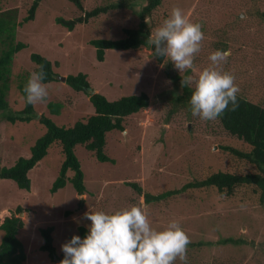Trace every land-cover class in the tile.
Returning <instances> with one entry per match:
<instances>
[{"label": "rangeland", "instance_id": "obj_1", "mask_svg": "<svg viewBox=\"0 0 264 264\" xmlns=\"http://www.w3.org/2000/svg\"><path fill=\"white\" fill-rule=\"evenodd\" d=\"M85 11L120 3L119 0H81ZM135 2V1H134ZM131 4V3H129ZM138 5L110 10L78 24L72 31L56 23L57 18L75 20L83 15L69 0H44L35 20L17 28V42L28 45L15 55L11 90L8 95L11 109H24L20 86L27 83L36 65L33 53L54 63L58 82L45 84L48 96L36 102L35 119L30 123L0 124V167H12L20 157L31 155V148L46 133L39 117L46 114L58 126L73 127L95 113L88 96L76 92L61 81V77L85 73L95 93L109 100L125 95L147 93L150 106L140 115L125 120L126 130L108 134L106 153L116 163H100L84 146L76 148L85 178L86 193L78 195L71 184L56 194L51 193L63 156L57 145L49 149L39 168L32 171V188L19 189L14 182L0 185V225L6 217L16 215L25 221L18 237L24 245L26 260L22 264H58L41 250L45 244L42 230L53 228L52 237L58 255L64 254L62 245L73 234L81 235V228L91 223L88 211L108 213L133 205L147 211L152 227L163 230L170 220H178L193 245L187 247V264H264V204L253 188L239 189L235 196L225 197L209 188L190 190L160 202L147 204L145 193L160 195L181 189L213 172L246 174L250 164L222 146H240L226 134L214 119L205 120L193 115L187 107L176 103L177 88L168 75L166 55L158 63L152 50H107L105 60H97L93 39L119 40L127 38L126 29L139 30ZM32 0H0V12L20 8L18 22L28 15ZM174 7L183 10L192 22L202 25L204 39L193 66L183 71L172 69L181 77L195 78L206 67H219L235 76V83L251 95L252 100L264 102V0H162L150 18H146L150 35L170 15ZM144 21V22H145ZM226 45L231 55L226 62L215 65L209 59L218 46ZM62 108L59 115H51L48 104ZM126 132V134H125ZM130 183H136L138 192ZM34 203V205L32 204ZM26 210L18 213L17 207ZM33 205L37 210H29ZM38 206V207H36ZM13 211L8 212V208ZM46 210V211H45ZM32 218L28 219V215ZM37 214V215H36ZM38 219V220H37ZM4 232L0 230V243ZM227 238L239 243L222 241ZM174 264H185L179 257Z\"/></svg>", "mask_w": 264, "mask_h": 264}, {"label": "trees", "instance_id": "obj_2", "mask_svg": "<svg viewBox=\"0 0 264 264\" xmlns=\"http://www.w3.org/2000/svg\"><path fill=\"white\" fill-rule=\"evenodd\" d=\"M44 0H32V5L28 10V15L22 22H18L19 7L11 8L0 12V124L30 123L35 115L34 104L26 103L24 85L20 86V91L24 99V109L14 111L11 109L8 99L11 90V75L15 55L27 48L28 45L23 42H17V28L24 23L35 20L37 11ZM83 12V15L77 19L67 20L59 17L56 20L58 25L72 31L78 24H88L90 19L105 14L110 10H116L130 5L134 7L138 0H119L117 4H110L104 7H98L91 11H85L81 0H69ZM135 1V2H134ZM145 5L140 11L142 22L139 30L126 29L127 38L119 40H108L103 38L93 39L91 45L96 48L97 60L103 62L107 50H139L146 47L152 50V54L158 63H163L165 55H157L156 46L149 42L151 31L148 27L146 18H150L152 12L162 4V0H142ZM131 3V4H129ZM145 21V22H144ZM161 48H166V41L162 42ZM227 46L218 44V49H227ZM35 63V71L40 66L46 72L44 84L58 82V74L55 67L59 65L54 63L41 54L33 53L31 56ZM168 75L175 82L177 88H183L182 92L175 94L176 103L183 108L190 109V96L194 90L189 84L181 85V77L172 69L171 61L166 60ZM89 76L85 73L70 75L66 78V84L72 87L76 92L85 93L95 109V113L85 120L77 122L73 127L58 126L50 116L43 114L39 117L41 125L45 126L46 133L40 137L31 148V155L28 158L20 157L12 167H0V183L11 180L16 183L19 189L29 192L31 190V180L29 172L33 170L49 153V149L56 146L61 149L63 163L61 165L57 179L51 188V193L56 194L59 190L71 184L78 195L86 193L84 183V172L82 171L81 161L76 154L78 146H84L88 152H91L94 158L100 163H116L105 151L108 134L119 131L124 132L127 128L125 120L134 115H140L150 106V98L147 93L125 95L117 100L109 98L101 93H95L89 81ZM238 105L233 108L231 105L216 119V123L222 130L233 136L240 148L227 143L222 148L235 155L236 157L247 161L250 164V172L246 174H235L225 172H213L206 178L197 179L184 185L181 189L163 192L155 195L146 192V203L153 204L161 200L178 196L190 190L209 189L216 191L219 195L225 197L235 196L236 192L244 188H253L254 193L259 192L258 201L264 204V102L252 100L251 95L239 87L237 93ZM48 108L51 115H59L62 108L61 102L54 104L50 102ZM138 192H142L136 183H130ZM34 205V203H32ZM33 205L29 210L35 211ZM38 207V206H36ZM1 209V207H0ZM11 212L13 209L8 208ZM26 210L23 206H18L17 211L21 213ZM37 215V214H36ZM33 215H28V219ZM25 221L16 215L7 217L0 226L4 235L0 244V264H22L26 260L24 245L18 237L20 229L23 228ZM53 228L48 227L42 230L45 244L41 250L47 252L52 261L60 264L64 254L58 255L53 244ZM87 230L81 228V234L84 236ZM224 244L229 242L239 243L238 240L227 238L222 241ZM193 245L189 243L188 246ZM187 246V247H188Z\"/></svg>", "mask_w": 264, "mask_h": 264}, {"label": "clouds", "instance_id": "obj_3", "mask_svg": "<svg viewBox=\"0 0 264 264\" xmlns=\"http://www.w3.org/2000/svg\"><path fill=\"white\" fill-rule=\"evenodd\" d=\"M203 39L202 25L192 22L179 7H174L170 15L149 36V42L156 46V54H166L174 62L175 68L181 71L192 68ZM164 41L166 48H161ZM230 55V49H216L209 59L213 64L221 65ZM45 76L43 65L38 71L30 73L24 86L26 103L43 102L48 96L43 82ZM193 81L194 77L186 74L181 85ZM234 81L233 74L221 71L219 67L204 68L198 78H195V87L190 96L192 114L212 120L218 118L230 105L235 108L238 105L239 86ZM41 162L33 170L39 168ZM33 170L29 172V177ZM9 181L11 180L2 183ZM1 205L0 200V207L4 208ZM1 209L0 211L3 210ZM84 215L91 221L87 226L88 230L84 236L73 234L62 245L64 257L60 264H174L177 257L187 264L190 237L178 220H170L167 227L158 230L151 226L147 211L137 205L112 213L96 210Z\"/></svg>", "mask_w": 264, "mask_h": 264}, {"label": "water", "instance_id": "obj_4", "mask_svg": "<svg viewBox=\"0 0 264 264\" xmlns=\"http://www.w3.org/2000/svg\"><path fill=\"white\" fill-rule=\"evenodd\" d=\"M61 80H62L63 82H66V78H64V77H62Z\"/></svg>", "mask_w": 264, "mask_h": 264}]
</instances>
